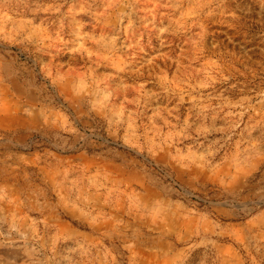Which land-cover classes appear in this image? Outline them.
Instances as JSON below:
<instances>
[{"label":"rangeland","instance_id":"rangeland-1","mask_svg":"<svg viewBox=\"0 0 264 264\" xmlns=\"http://www.w3.org/2000/svg\"><path fill=\"white\" fill-rule=\"evenodd\" d=\"M0 264H264V0H0Z\"/></svg>","mask_w":264,"mask_h":264}]
</instances>
